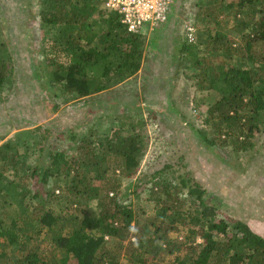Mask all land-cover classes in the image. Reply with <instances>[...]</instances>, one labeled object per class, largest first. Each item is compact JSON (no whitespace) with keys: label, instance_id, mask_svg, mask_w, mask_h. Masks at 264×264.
I'll return each instance as SVG.
<instances>
[{"label":"trees","instance_id":"obj_1","mask_svg":"<svg viewBox=\"0 0 264 264\" xmlns=\"http://www.w3.org/2000/svg\"><path fill=\"white\" fill-rule=\"evenodd\" d=\"M103 2L36 0L42 28L55 31L54 46L66 60L47 64L46 90L55 88L52 114L110 90L140 68L143 36L129 32ZM195 6L197 41L177 52L193 65L189 79L196 91L219 93L208 116L224 134L215 139L199 130L192 159L201 170L211 168L206 159L219 167L222 161L230 182L242 180L245 166L233 160L255 150L264 134V0H199ZM12 60L0 40V90ZM101 112V123L86 118L91 124L84 134L70 131L68 149L50 146L40 134L28 140L25 153L16 141L0 145V264H160L174 254L175 264H264V235L227 216L217 202L218 171L197 181L184 155L181 172L175 169L174 141L148 162L164 165L145 190L153 213L140 218L139 188L125 187L124 180L134 178L151 153L149 125L130 113ZM113 120L118 127L109 124ZM255 182L259 189L262 175ZM173 232L183 234L182 241L171 239Z\"/></svg>","mask_w":264,"mask_h":264},{"label":"rangeland","instance_id":"obj_2","mask_svg":"<svg viewBox=\"0 0 264 264\" xmlns=\"http://www.w3.org/2000/svg\"><path fill=\"white\" fill-rule=\"evenodd\" d=\"M198 1L173 0L171 17L166 24L151 31L147 27L142 29L143 56L140 68L134 75L102 94L68 103L52 114L50 107L53 105L55 88L46 90L47 64L52 59L66 61L54 46L52 36L55 31L42 28L36 14L39 9L36 0H0V40L7 46L13 59L9 66L12 67L10 75L0 90V145L10 140L16 141L25 153L28 145L32 146L31 143L27 144L28 140L40 134L44 142L50 140V146L68 149L70 131H82L81 134H84V128L91 124L86 120L89 115L93 122L101 123L104 119L99 117L102 110L108 112L109 116L130 113L149 125L151 153L143 159L136 176L124 180L125 187L132 183L139 188L136 195H140V198L134 201L140 218L153 213L154 202L147 199L145 190L151 187L154 172L164 165L159 161L150 166L148 162L159 156L163 147L170 146L172 141L179 151L172 162L175 163L174 168L181 172L184 164L179 156L184 155L189 160L187 167L192 171V176L197 181L207 182L209 172L215 167L198 169L192 157L202 141L199 130L211 132L210 136L212 134L215 139L224 134L221 125L215 126V121L208 116L211 103L219 97V93L214 92L209 96L208 91H196L189 79L193 65L183 61L177 52L183 43H189L188 28H193ZM222 18L220 20L223 22ZM230 21L229 28L232 26ZM210 27L213 30L216 24ZM193 29L194 41L191 43H196L197 28ZM40 76L41 79L44 77L43 81L38 79ZM207 119L209 124L205 125ZM119 123L116 120L109 122L114 127H118ZM238 141L243 140L240 138ZM50 146L46 145V148ZM42 160L46 161L45 158ZM233 161L245 166L244 176L242 180L232 176L236 181L230 182L226 173L221 171L224 165L221 161L220 167L215 169L219 173L216 181L217 202L220 201L218 203L222 204L227 216L248 222L255 231L264 235V134L260 136L255 150L242 151ZM260 175L262 184L258 189L255 181ZM242 181H245L244 191L239 185ZM14 208L9 206V210ZM183 237L180 232L170 234V238L176 241H182ZM198 243H201L199 239ZM178 255H165L160 264H175ZM123 264H126L125 260Z\"/></svg>","mask_w":264,"mask_h":264},{"label":"built area","instance_id":"obj_3","mask_svg":"<svg viewBox=\"0 0 264 264\" xmlns=\"http://www.w3.org/2000/svg\"><path fill=\"white\" fill-rule=\"evenodd\" d=\"M173 0H105L104 9L116 12L129 32L142 33L147 27L150 31L166 24L171 17ZM188 42H193V28H188Z\"/></svg>","mask_w":264,"mask_h":264},{"label":"crops","instance_id":"obj_4","mask_svg":"<svg viewBox=\"0 0 264 264\" xmlns=\"http://www.w3.org/2000/svg\"><path fill=\"white\" fill-rule=\"evenodd\" d=\"M204 162L207 164V166H210L211 167V169H213L214 167V169L212 170V171H210L209 172V177H210V175H211V172H213L217 167H219V166H217V165H213L212 163H210L209 161H208V159H206V160H204ZM245 181H242L241 183H239V185L240 184H243ZM254 185V184H253ZM254 187V186H253ZM240 190V189H239ZM239 192V191H238Z\"/></svg>","mask_w":264,"mask_h":264}]
</instances>
